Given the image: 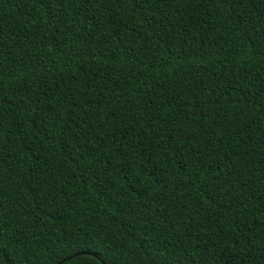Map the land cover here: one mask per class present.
<instances>
[{
  "label": "trees",
  "instance_id": "1",
  "mask_svg": "<svg viewBox=\"0 0 264 264\" xmlns=\"http://www.w3.org/2000/svg\"><path fill=\"white\" fill-rule=\"evenodd\" d=\"M0 264H264V0H0Z\"/></svg>",
  "mask_w": 264,
  "mask_h": 264
},
{
  "label": "water",
  "instance_id": "2",
  "mask_svg": "<svg viewBox=\"0 0 264 264\" xmlns=\"http://www.w3.org/2000/svg\"><path fill=\"white\" fill-rule=\"evenodd\" d=\"M69 258H70V257H69ZM69 258H68V259H69Z\"/></svg>",
  "mask_w": 264,
  "mask_h": 264
}]
</instances>
